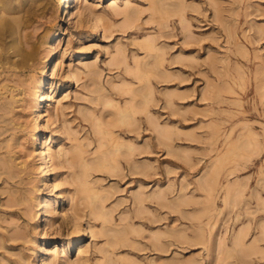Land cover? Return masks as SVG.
Listing matches in <instances>:
<instances>
[{"label":"rangeland","instance_id":"obj_1","mask_svg":"<svg viewBox=\"0 0 264 264\" xmlns=\"http://www.w3.org/2000/svg\"><path fill=\"white\" fill-rule=\"evenodd\" d=\"M38 1L24 25L22 2L0 12L24 47L36 43L28 67L0 62V166L7 167H0V264H264V210L251 202L229 213L222 202L228 189L227 201L264 200V0H116L113 8L111 0H78L69 18L63 0ZM146 39L163 60L160 76L143 87L126 69L154 65L155 54L138 44ZM49 55L52 75L44 74ZM42 76L47 97L36 117L31 97ZM122 84L152 91L133 130L112 128L135 146L125 158L147 172L132 171L120 155L116 172L89 165L83 173L78 154L92 163L109 149L91 119L111 120L114 109L101 102L128 100L113 88ZM155 121L172 130L163 144ZM226 140L234 150L216 164L210 187ZM91 188L100 195L92 205ZM239 230L242 250L222 262ZM255 241L258 251L243 252Z\"/></svg>","mask_w":264,"mask_h":264},{"label":"bare ground","instance_id":"obj_2","mask_svg":"<svg viewBox=\"0 0 264 264\" xmlns=\"http://www.w3.org/2000/svg\"><path fill=\"white\" fill-rule=\"evenodd\" d=\"M26 1L27 2H25L23 4V2L21 0H18V1L0 0V12H3V11L11 12L12 10L16 9L19 6V4L22 2L20 4V6H21V9H23L25 12H27V17H25L23 19L21 18L20 22H22V20H23V22H26L25 20H28L27 18L30 15L36 13V11L42 7V6H40L41 1H38V0H26ZM77 1L78 0H63L62 11L66 15V17L69 18L71 16L72 5H73V3H76ZM115 1L116 0L110 1L111 7H112V5L116 6ZM158 10H159V8H158ZM155 12H157V11H155ZM2 15L3 14H1V16ZM162 15H164V13ZM23 22L20 24L24 25ZM16 23H19V22H16ZM20 24H18V25L20 26ZM19 26H18V28H20ZM18 32H20V30L18 31L16 29V27L8 19L0 17V62H2V64L3 63H9L10 67L13 66L14 68L18 67L21 69L24 67H28L29 61L33 60V58L35 57L36 43L31 42L29 47H27V48L24 47V45L22 43L23 41H22L21 35L20 34L17 35ZM54 33H55L54 31H46L45 37L46 38L48 37L51 40L54 37ZM6 38L8 39V41L7 40L5 41ZM26 41H28V40L26 39ZM48 42H49V39L48 40L46 39L47 44H49ZM138 44L140 45V48L141 49L143 48L146 53L151 54V55H152V53L155 54V58L153 59V60H155V63L151 67H145L141 63H137L136 66L130 67L126 70L133 78L136 79L134 81L142 83L143 87H146V83H149L152 76H154V77L160 76V74L158 72V68L162 64L163 59H162V55H160L159 50L155 47L153 40L150 41V40L146 39L144 42L142 41V43L139 42ZM16 55L19 56V58L14 60L13 57H15ZM52 59H53L52 55H49L46 58V66L45 67H47V68L44 70V74H47V75L53 74L54 66H53V60ZM71 78H72V74L68 72L65 75V80L69 81V80H71ZM46 85H47V81L45 80L44 76H42L40 78H36L34 80L35 88H34V91L32 93L31 100L33 103V105H32L33 111L36 112L35 113L36 117H40L41 115H43V110L41 108V102L43 99H46V97H47L45 95V91H44ZM4 86L8 87L7 85H4ZM113 88L117 91V94L120 97H126V96L128 97L129 96V99L125 100V102L123 104H121L119 101H113V100H109V99L101 102L103 107L114 109V112H112L111 120L109 122H107V124L103 123V121L100 118L94 117L91 120H93L95 123V127H96L95 129H96L97 134H99L102 137V142L100 143V145H105V146H107L106 149H108V148L109 149L107 151H104V154L100 155L99 159L96 162H92V163H89V162L87 163L85 161L83 155L81 153L78 154L77 158H78V161H80V163H81L83 173H85V170H87L89 168V165H94L95 167L102 166L103 168H110V169H113L112 170L113 172H116V169H114V168H115V162L117 160L120 161L118 159V157H120V155H122L124 158L127 157V159H129L130 158L129 154L132 153L133 150L135 149V146L132 143L127 142V141L117 137L116 135H114L112 128L119 125L120 123H122L123 126L125 128H127V130H133L135 117L137 115L141 114V112L146 111L147 103L152 96V91L148 90L150 88L149 86L145 89H136L129 84H122L121 86H114ZM227 89H229V88H227ZM134 91L136 92V94L139 93V91H141L139 94H137L138 97L136 96V94H134L135 93ZM125 93H127L129 95H124ZM13 98H15V97H13ZM18 100H17V98L15 99V101H18ZM91 116H93V115H91ZM150 124H152V122ZM152 125H155L156 135L158 137V139H157L158 143L163 144L165 139L168 140L170 138V135L172 133L171 129L163 128V126L160 125L159 121H155V123ZM217 129H218V127L214 126V124L211 125L210 137L213 140H216L215 138H217L216 137ZM32 136H33L34 141H37V140L40 141V138H38V132L33 133ZM228 137H229V135H228ZM189 138H192V137H189ZM226 141L227 142L225 143V145L227 144V146L225 147V150L222 153L218 154V158H216L215 162L213 163V169L211 171L210 178H213L215 176V169L214 168H215L216 164L218 163L220 165V163L223 162L222 160H224L223 158H225L224 154L227 151H231L233 149V146L230 145L233 143L232 140H226ZM46 145H48L47 139L42 141V145H41V149H40V155L42 158H44V167H45L44 173L45 174L47 172H49L51 169L50 162H51V157H52V156L47 155V152L45 150ZM145 149L146 148L141 149L139 151L145 152L146 151ZM182 156L186 157L187 154L184 153V154H182ZM127 159L125 158L124 160L127 163H129V161ZM1 166L4 167L5 165L1 164ZM128 166L130 169H132V171L138 170V171H141L142 174L147 172V167H148V165H139L137 163H134L133 165L129 163ZM6 169H7V167L4 170H6ZM214 179H215V177L213 179H211V183L209 185L210 187H213L212 181ZM218 188H219V186H218ZM218 188L216 191H218ZM215 189H216V187H215ZM230 191L231 190H229V189L227 191H225V193L223 195L224 197H222L223 198L222 202L223 203L225 202V207H227L228 210H230L229 213L231 211L238 209L237 208L238 206L240 207L242 205H248L249 207H251L253 202H255V204H256L254 206V211L264 210V200L263 199H254L252 201H250V200L245 201L243 199H239V200L235 199L232 201H227V198H228L227 196L229 195ZM237 191L238 190H235L234 192H237ZM83 192H87V189L85 187H83ZM88 192L90 193L89 194L90 198L88 201L92 205L95 203V201H97L98 198H100V195H98V191H96L93 188L88 189ZM137 195H140L143 197V191L138 192ZM140 196L137 197V199H136V200H138V212H141L143 210V208L141 206L143 199ZM144 196H146V195H144ZM155 198H156L155 200L157 201L158 205L163 206L165 204L164 200H163L164 194L157 193V196H155ZM101 201L103 202V198H101ZM44 205H46V203H44ZM44 211H45V209H43V212ZM254 211H251V212H254ZM94 215L98 216V217H103L104 211L101 210L99 207H96V209L94 211ZM212 223L213 222H211V225L213 226ZM83 233H84V231H82L80 234H83ZM179 235H177V236L179 237ZM175 238L177 239V237H175ZM244 238H245V231L244 230H239L238 232H236V234H234V237L231 241L233 247L231 250H228L229 254L225 253V255H224L225 257L222 260V262L228 263L229 257H234V256L238 257L240 251L243 248ZM77 240L79 241V239H77ZM256 241H257V239H256ZM256 241H255V243L250 244L249 246H245L243 252H250L254 249H256L258 251V246L260 243L258 242V244H257ZM252 246L254 248H252ZM261 253H263V251L258 252L259 256H264V254H261ZM252 254H254V253H250V254H247L245 256H250Z\"/></svg>","mask_w":264,"mask_h":264}]
</instances>
